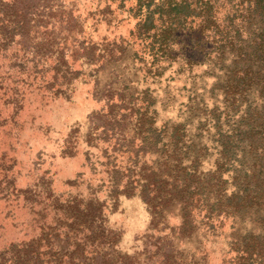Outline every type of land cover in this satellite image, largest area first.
Here are the masks:
<instances>
[{"label":"rangeland","instance_id":"1","mask_svg":"<svg viewBox=\"0 0 264 264\" xmlns=\"http://www.w3.org/2000/svg\"><path fill=\"white\" fill-rule=\"evenodd\" d=\"M59 3L75 18L68 24L75 27L62 33L69 34L67 48H88L90 63L82 48L68 74L55 71L53 59L33 72L10 59L14 47L0 56V263L7 257L13 264V252L2 253L6 248L45 233L42 214L46 224L54 223L60 216L54 207L77 198L102 205V226L117 241L115 256L125 257L124 264H230V243L253 226L248 219L207 222L202 211L179 230L177 209L169 205V213L152 219L135 182L148 177L160 157L141 142L150 121L158 130L166 122L187 123V151L202 148L201 170L214 169L218 133L238 120L223 111L220 71L203 54L178 72L176 62H162L149 40L133 34V0ZM116 179L128 187L115 190ZM170 234L172 245L162 240Z\"/></svg>","mask_w":264,"mask_h":264},{"label":"trees","instance_id":"2","mask_svg":"<svg viewBox=\"0 0 264 264\" xmlns=\"http://www.w3.org/2000/svg\"><path fill=\"white\" fill-rule=\"evenodd\" d=\"M130 10L138 18L134 36L149 40L162 62H176V72L203 54L208 66L220 71L223 111L238 114L234 126L219 131L214 169L206 173L200 165L202 148L191 155L187 151L192 145L186 146L187 123L166 122L158 130L149 122L141 142L160 151V157L148 177L135 182L152 219L169 213V205L182 217L179 230L193 225L202 211L207 222L221 216L248 219L253 226L231 241L229 263L264 264V0H133ZM71 15L59 0H0V56L14 47L13 62L19 59L37 72L53 59L55 71L68 74L82 48L84 63H90L88 48H67L69 34L62 33L75 27L68 25L75 21ZM112 184L125 190L129 182L116 179ZM91 200L83 204L75 198L54 207L60 216L51 224L42 214L39 229L45 233L2 253L12 251L13 264H124L125 257L115 256L117 241L102 226V205L93 208ZM162 240L173 244L172 234Z\"/></svg>","mask_w":264,"mask_h":264}]
</instances>
